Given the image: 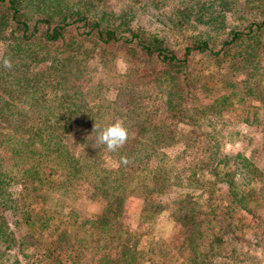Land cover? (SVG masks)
Segmentation results:
<instances>
[{
    "label": "trees",
    "instance_id": "1",
    "mask_svg": "<svg viewBox=\"0 0 264 264\" xmlns=\"http://www.w3.org/2000/svg\"><path fill=\"white\" fill-rule=\"evenodd\" d=\"M234 1L129 0L128 6L123 8L127 3L123 0L122 6L118 4L115 8L101 0H0V45L3 47L0 61L10 56L14 62L10 70L0 63V207L4 209L8 202H13V210L24 209L30 206V197L42 199V184L48 182L54 169H59L69 181L74 179L85 183V187L89 185L90 193L103 204L101 212L81 222L77 220L75 208L61 212L64 221L70 224H63L62 228V221L51 224L54 228H50V233L53 234L47 242L53 245L55 252L47 251L44 255L37 252L33 254L36 258L31 264L41 259L48 262L50 256L58 259L60 264L62 261L63 264H78L77 256L69 258L63 246L69 228L80 227L87 221L100 239L104 235L112 236L118 245L116 258L115 255L111 258L103 255V259L114 264L139 263L142 257L137 251L138 243L130 244V232L126 238L121 237L123 233L119 232L123 223L119 217L131 193H144L142 211L149 213L159 211L158 203L152 202V197L170 194L166 190H171L174 184L169 179L174 170L163 173L162 161L167 155L165 151L173 149L180 140L167 135L164 126L176 115L186 116V100L194 80L190 74L191 57L202 53L219 61L227 59L234 70L251 66L247 61L254 63V45L264 26V15L261 20L251 19L241 28L238 25L231 27L220 38L218 48L213 47L211 37L224 29V15L229 9H235ZM148 5L160 10L168 24L186 26L193 34L187 37L182 51L171 46L162 31L147 34L133 23L131 13L135 8L147 11ZM244 36L248 42L242 44L240 38ZM90 42L104 49L110 46L123 49L125 69L117 75H122L125 83H107L108 77L103 71H107L106 63L110 59L92 61V46L86 45ZM84 73L85 76L97 74L98 79L90 86L82 87L80 78ZM246 73L249 77L254 76L253 71ZM164 82L174 90H165ZM103 86L105 92L115 90L111 100L97 92ZM89 103L98 106L99 110L108 104H116L114 112L129 130V139L122 149L110 152L106 146L97 143L99 131L116 118L103 120L102 113L94 112ZM174 131L181 137L183 134L189 136L183 142L186 147L183 154L190 155L199 147L188 142L196 131L195 125L190 130ZM68 137L71 146L66 142ZM209 153L215 159V149ZM122 155L129 158L127 165L120 163ZM96 159L102 160L107 167H98ZM7 161L18 169L20 188L13 194L19 197V203L4 197L11 186L8 179L14 180L3 166ZM240 161L244 163L242 158ZM234 167L238 170V166ZM195 175L196 172H190L186 178L196 182L192 178ZM205 186L212 191V183ZM231 200L243 201V195L233 191ZM189 201L193 202L194 209L184 208L183 218L195 219V222L201 219L207 223L209 205L201 201V195L196 198V194H192ZM31 218L41 230L47 227L49 217L43 219L37 211L20 222L31 224ZM114 225L119 228L114 229ZM8 228L7 220L0 214V242L8 241L5 237ZM40 232L37 230L32 236L30 228L21 231L20 247L25 243L35 245L33 238ZM71 237L73 240L81 238L76 232ZM162 262L169 264L165 259Z\"/></svg>",
    "mask_w": 264,
    "mask_h": 264
},
{
    "label": "rangeland",
    "instance_id": "2",
    "mask_svg": "<svg viewBox=\"0 0 264 264\" xmlns=\"http://www.w3.org/2000/svg\"><path fill=\"white\" fill-rule=\"evenodd\" d=\"M124 1L127 3L123 8H126L129 0ZM101 2L113 4L115 8L118 4H123V0ZM233 7L235 9H229L224 15V29L216 31L211 37L214 48H218L220 38L225 36L231 27L238 25L241 28L251 19L261 20L264 15V0H235ZM131 14L134 24L146 30L147 34L162 31L164 37L170 40L171 46L179 51H182L189 34L193 35L186 26L175 27L168 24L165 15L152 5H148L147 11L135 8ZM259 33L254 45V63L247 61L251 66L245 69L234 70L229 60L219 61L207 54L199 53L191 57L190 74L194 80L190 97L186 100V116H181L185 119L180 120L181 117L176 115L164 126L167 135L181 141L177 142L173 149L165 151L167 155L162 161L163 173L174 170L169 178L174 184L171 190H166L170 191V194L152 197V202L158 203L159 211L149 213L147 210L142 211L144 193H131L119 217L123 223L119 232L123 233L121 237L126 238L130 232V244L134 241L138 243L137 251L142 258L137 264H163L164 259L169 264H264V26ZM240 42L245 44L248 39L241 37ZM86 45L92 46V61L110 59L106 63L107 71H103L108 77L107 83H125L122 75H117L125 69L122 48L110 46L104 49L101 46H93L91 42ZM2 49L0 45V54ZM242 49H245V46H242ZM247 71H253L254 76L249 77ZM97 79V74L85 76L84 73L80 81L84 87L85 84L90 86ZM162 87L165 90H174L167 82H164ZM97 92L111 100L115 90L105 92L103 86ZM89 106L94 112L102 113L103 120L121 118L114 112L117 110L115 103L106 105L103 110H99L98 106L93 107L92 103H89ZM122 110L125 109H120ZM192 125H195L196 131L191 134L192 140L188 142L199 147L193 149L190 155H185L183 151L186 147L183 142L189 136L183 134L181 137L174 130H190ZM66 142L71 146L69 137ZM211 149H215V159L212 158V153H209ZM235 155L240 157L235 158ZM241 158L244 163L240 161ZM96 160L99 162L98 167H107L101 163L102 160ZM3 166L8 175L14 178L8 179L11 186L9 194L4 197L17 201L19 197L13 192L20 188L18 169L10 161ZM234 166H238V170ZM190 172H196L192 177L196 182L186 178ZM208 183L213 185L211 192V189L205 186ZM41 189L42 199L34 200L30 197L31 204L24 209L13 210V202H8L4 209L0 207V214L5 217L9 226L5 236L8 241L0 242V264H31L36 258L33 254L37 252L44 255L43 253L52 250L54 253L53 245L47 242L51 238L50 234H53L50 233V228H54L51 224L62 221L61 228L65 226L63 224H70L64 221L65 217L61 212L75 208L77 220L81 222L102 211V201L90 193L89 185L85 187V183L81 184L74 179L69 181L59 169L53 170L48 182L42 184ZM233 191H237L239 196L243 195V201H232ZM192 194H196V198L201 195V201L209 205L207 223L201 219L195 222V219L193 221L183 218L186 212L184 208L194 209L193 202L189 201ZM36 211L43 219L49 217L47 227L42 230L32 218L31 224L20 222V219L29 218ZM85 223L80 227L75 225L78 228H69L63 246V250L66 249L65 254L68 252L69 258L77 256L78 264H114L102 257L104 255L111 258L115 255L116 258L118 245L112 236L104 235L103 239H100L90 222ZM27 228L31 229L32 236L35 231H41L33 238L38 246L25 243L20 247L19 234ZM118 228L114 225V229ZM75 232L80 239H72L71 236ZM53 257L50 256L48 262L41 259L34 264H60L58 259ZM15 259L18 260L17 263Z\"/></svg>",
    "mask_w": 264,
    "mask_h": 264
},
{
    "label": "clouds",
    "instance_id": "3",
    "mask_svg": "<svg viewBox=\"0 0 264 264\" xmlns=\"http://www.w3.org/2000/svg\"><path fill=\"white\" fill-rule=\"evenodd\" d=\"M0 63H2L5 69L10 70L13 68L14 62L10 56H7L4 57ZM128 139V128L120 120H116L99 131L97 143L106 146V149L110 152H116L124 147ZM129 162V158L126 155L120 157L121 164L127 165Z\"/></svg>",
    "mask_w": 264,
    "mask_h": 264
}]
</instances>
